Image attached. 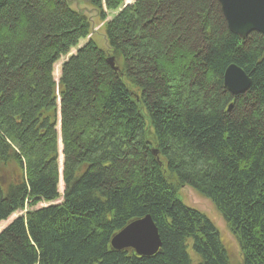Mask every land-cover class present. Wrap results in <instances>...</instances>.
I'll return each mask as SVG.
<instances>
[{
    "label": "trees",
    "instance_id": "16d2710c",
    "mask_svg": "<svg viewBox=\"0 0 264 264\" xmlns=\"http://www.w3.org/2000/svg\"><path fill=\"white\" fill-rule=\"evenodd\" d=\"M88 1L116 13L107 48L68 0H0V223L27 210L0 232V264H232L213 221L178 198L187 185L222 214L241 264H264V35L231 32L219 0ZM231 64L252 80L238 96ZM147 215L159 252L112 248Z\"/></svg>",
    "mask_w": 264,
    "mask_h": 264
},
{
    "label": "water",
    "instance_id": "95a60500",
    "mask_svg": "<svg viewBox=\"0 0 264 264\" xmlns=\"http://www.w3.org/2000/svg\"><path fill=\"white\" fill-rule=\"evenodd\" d=\"M228 28L234 34L245 38L252 32L264 35V0H219ZM128 5L127 3L125 6ZM114 66V58H108ZM224 83L233 96L245 93L251 77L236 64L227 67ZM230 105L229 108H231ZM161 239L158 228L150 215L134 220L117 232L111 239L115 250L132 248L140 256H152L159 252Z\"/></svg>",
    "mask_w": 264,
    "mask_h": 264
},
{
    "label": "rangeland",
    "instance_id": "374dc122",
    "mask_svg": "<svg viewBox=\"0 0 264 264\" xmlns=\"http://www.w3.org/2000/svg\"><path fill=\"white\" fill-rule=\"evenodd\" d=\"M72 6L73 9L83 13L86 15V17L89 19L90 25H91V36L93 39L100 45L102 48H107L108 43L105 35V24L107 21L111 20L116 13L113 11H110V14L108 17L103 20L99 10L97 8H94L88 0H68ZM127 3H133L134 0H125ZM87 39H81L78 47L73 48L69 55L75 54L76 50L85 45L89 38ZM112 57V55L108 56ZM69 57H62L60 61H58L54 66V78L56 83L59 82V77L61 73V66L62 64L68 59ZM59 130V154H58V161L60 164V177H59V191L61 194V198L54 202V203H61L63 201L62 195L65 190V184L63 181V173L62 171V164L64 156L62 154V139L60 135V127L58 126ZM178 198L187 206L189 207H195L201 211H203L215 224V226L220 231L221 237L223 239V242L225 246L228 248L231 262L232 264H241L242 254L239 247V244L236 240V238L233 236V234L230 232L222 214L217 210V208L214 206L212 201L209 198H206L205 196L198 193L196 190H194L190 186H183L180 188L178 192ZM47 204L40 203L36 206V208L45 206ZM27 210L25 209L22 211H17L14 213L9 219L6 221H3L0 223V232L5 229L16 217L19 215L26 214Z\"/></svg>",
    "mask_w": 264,
    "mask_h": 264
}]
</instances>
